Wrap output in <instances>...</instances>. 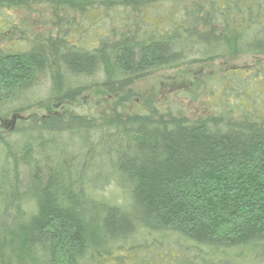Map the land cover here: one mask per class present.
I'll return each instance as SVG.
<instances>
[{"label":"trees","instance_id":"trees-1","mask_svg":"<svg viewBox=\"0 0 264 264\" xmlns=\"http://www.w3.org/2000/svg\"><path fill=\"white\" fill-rule=\"evenodd\" d=\"M40 10L57 34L9 26ZM77 16L97 47L69 40ZM4 17L26 43L0 48V264H264V117L190 120L132 91L221 60L225 94L263 103L264 0H0Z\"/></svg>","mask_w":264,"mask_h":264},{"label":"rangeland","instance_id":"rangeland-1","mask_svg":"<svg viewBox=\"0 0 264 264\" xmlns=\"http://www.w3.org/2000/svg\"><path fill=\"white\" fill-rule=\"evenodd\" d=\"M13 12V11H12ZM14 19L10 21L14 22L15 26L21 30H25L26 33L30 34L33 32L34 35L42 34L45 35L53 32L56 29V24L49 19L50 13L48 11H37L35 13H24V12H14ZM77 19L79 22H77ZM76 23L67 26L63 23L62 27L68 29L69 40L85 47H94L99 45L100 35H102L101 24L94 19L87 21H81L80 16H77ZM8 18L4 17L0 20V33L8 30ZM61 25H57L60 27ZM32 34V33H31ZM53 34H57L53 32ZM10 32L5 36L0 38V48L3 51L8 52L11 50H23V43L26 41H20L19 38H14ZM11 36V37H10ZM55 36V35H54ZM28 38L31 36H27ZM255 57L245 56L232 61L230 65H234L238 70L243 71V74L247 76L250 70H253L255 66ZM263 62V61H262ZM264 63V62H263ZM223 63L221 60H216L212 65L208 67H203L201 71L197 68H188L185 66H179L176 68H168L161 71H157L148 75L146 78L136 81L132 87L134 99L140 102L139 99L144 101H157L158 105L164 108H168V105L182 114L188 117L190 120L197 119L199 117H209V116H222V117H232L240 119L242 115H260L264 117V96L263 103L261 101H251L243 96L244 87H238V96L236 92L225 94L227 91L221 86L218 71L222 70ZM230 71L232 67L228 68ZM206 73H211L215 75V81H211L210 85H206L199 79H202ZM217 73V74H216ZM101 79V78H100ZM89 88L83 95V99H92L98 96L100 92L98 89L100 86ZM51 87V79L49 77H41L36 89L32 94L27 96V98L32 99H46L48 90ZM92 87V88H91ZM226 87L229 88L227 84ZM178 89V90H177ZM247 89V88H246ZM177 90V91H176ZM257 91L260 89L257 88ZM49 105V104H46ZM178 107V108H176ZM35 112L36 114L42 115L47 111L44 108H35L29 113ZM256 119V118H254ZM224 122V120H223ZM2 123L0 124V126ZM111 191L103 194L104 199H110L112 201H119V197L110 198Z\"/></svg>","mask_w":264,"mask_h":264}]
</instances>
